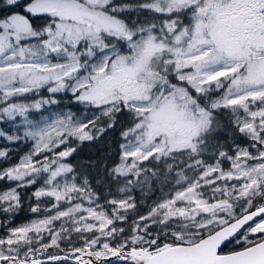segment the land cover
Instances as JSON below:
<instances>
[{
  "label": "snow or ice",
  "instance_id": "obj_1",
  "mask_svg": "<svg viewBox=\"0 0 264 264\" xmlns=\"http://www.w3.org/2000/svg\"><path fill=\"white\" fill-rule=\"evenodd\" d=\"M0 185V264H264V0H0Z\"/></svg>",
  "mask_w": 264,
  "mask_h": 264
},
{
  "label": "trees",
  "instance_id": "obj_2",
  "mask_svg": "<svg viewBox=\"0 0 264 264\" xmlns=\"http://www.w3.org/2000/svg\"><path fill=\"white\" fill-rule=\"evenodd\" d=\"M69 108H71L73 111H76V109L73 108L71 105H69ZM116 139H118V137H115L113 134H109L107 137H105L104 139L98 142L85 143L78 149L77 153H75L73 157H70L69 159L74 165L81 166L82 170L85 171L86 174H89V178L91 179L93 176H95L96 168L95 167L87 168L84 166L89 164L92 165L97 164L98 162L102 161L109 153L112 154L113 160L116 159L115 153L118 152V145L116 143ZM111 162L112 160L106 161V163H108L109 165L111 164ZM225 167H227V164H225ZM0 187H6V185H0ZM165 191H168V189L165 188ZM113 192H115V186H113ZM131 194L136 198L138 202V207L140 208V211L142 213L146 212L147 207L151 205L153 201L158 200L161 196V193L158 190L155 191L154 193L149 194L148 196H144L139 189L134 190ZM28 203L30 202L28 201L25 202L23 209L15 217V220L11 224V226L15 227L19 224L25 223L34 218V214L28 211ZM101 203H103V201H101ZM128 224H131V220L128 221ZM123 226L126 229L128 227L127 224ZM227 250L228 248H225V251ZM50 251L53 254H60V255L64 254V253H57V250L55 249H50Z\"/></svg>",
  "mask_w": 264,
  "mask_h": 264
},
{
  "label": "rangeland",
  "instance_id": "obj_3",
  "mask_svg": "<svg viewBox=\"0 0 264 264\" xmlns=\"http://www.w3.org/2000/svg\"><path fill=\"white\" fill-rule=\"evenodd\" d=\"M73 262H74V261H72V262H70V263L66 262V264H73ZM74 264H75V262H74ZM111 264H112V263H111ZM113 264H117V262H114Z\"/></svg>",
  "mask_w": 264,
  "mask_h": 264
},
{
  "label": "water",
  "instance_id": "obj_4",
  "mask_svg": "<svg viewBox=\"0 0 264 264\" xmlns=\"http://www.w3.org/2000/svg\"><path fill=\"white\" fill-rule=\"evenodd\" d=\"M114 262H116L115 260H112V262L111 263H114Z\"/></svg>",
  "mask_w": 264,
  "mask_h": 264
}]
</instances>
